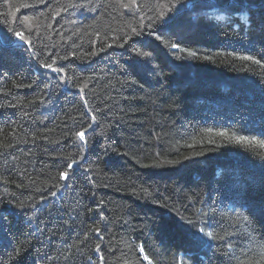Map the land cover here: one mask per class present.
I'll use <instances>...</instances> for the list:
<instances>
[{
	"label": "trees",
	"instance_id": "1",
	"mask_svg": "<svg viewBox=\"0 0 264 264\" xmlns=\"http://www.w3.org/2000/svg\"><path fill=\"white\" fill-rule=\"evenodd\" d=\"M0 264H264V0H0Z\"/></svg>",
	"mask_w": 264,
	"mask_h": 264
},
{
	"label": "snow or ice",
	"instance_id": "2",
	"mask_svg": "<svg viewBox=\"0 0 264 264\" xmlns=\"http://www.w3.org/2000/svg\"><path fill=\"white\" fill-rule=\"evenodd\" d=\"M161 15H163V13H161ZM17 36H18L20 39H22V40L24 39V37H23L22 34H20V33H17ZM25 42H27V41H25ZM173 47H175V45H173ZM245 59H251V58H250V57H245ZM48 67H51V65H49ZM54 70H55V69H54ZM93 119H95V117H93ZM79 135H80L81 139H84V133H83V132H82V133H79ZM238 139H239V140H244V139H246V138H244V137H239ZM74 163H76V162L73 161L72 163H70V164L68 165V168L71 169ZM61 175H62V176H65L66 173H62Z\"/></svg>",
	"mask_w": 264,
	"mask_h": 264
}]
</instances>
